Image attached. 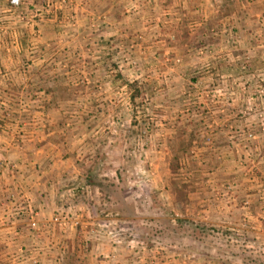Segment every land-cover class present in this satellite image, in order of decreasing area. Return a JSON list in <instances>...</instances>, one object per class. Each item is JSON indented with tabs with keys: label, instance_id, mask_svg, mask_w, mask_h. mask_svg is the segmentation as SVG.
Here are the masks:
<instances>
[{
	"label": "crops",
	"instance_id": "crops-1",
	"mask_svg": "<svg viewBox=\"0 0 264 264\" xmlns=\"http://www.w3.org/2000/svg\"><path fill=\"white\" fill-rule=\"evenodd\" d=\"M35 1L15 8L0 0V264H31L19 245L33 248L40 264H227L207 254L208 221L264 235V130L249 148L231 146L224 131L238 125L236 111L264 110V0H53L45 18L18 20V11L33 15L40 8ZM198 77L203 93L213 94L217 87L209 85L220 78L230 88L201 108L203 124L219 126V148L202 152L209 160L202 190L187 194L188 218L202 219V228L195 222L170 228L185 234L186 243H176L194 254L184 259L147 248L128 229L119 238H93L88 212L94 203H108L115 186L87 178L99 175L114 128L134 126L131 113L148 119L157 112L151 124L158 134L176 137L175 128L196 124ZM116 140L127 144L131 137ZM77 179L88 194L70 195L75 186L65 185ZM231 179L235 189L216 195ZM25 200L54 238H37L25 212L14 214ZM72 204L84 212L79 226L63 229L51 221Z\"/></svg>",
	"mask_w": 264,
	"mask_h": 264
},
{
	"label": "rangeland",
	"instance_id": "rangeland-1",
	"mask_svg": "<svg viewBox=\"0 0 264 264\" xmlns=\"http://www.w3.org/2000/svg\"><path fill=\"white\" fill-rule=\"evenodd\" d=\"M45 1L47 0L34 2L40 5V8L36 9V13L33 10V15L25 14L29 12L27 9L22 10V13L25 14L22 21H25L26 16L35 20L45 18L47 12V9L43 7ZM17 15L19 17L17 19L21 20L20 13ZM118 64L120 67L123 65L121 61ZM195 82V86H201L199 90H202L204 86L202 78L198 77ZM234 82L232 80L231 86L235 84ZM220 84L223 87L225 85V88H221ZM209 87H217V90H214L213 94L209 89H205V93L202 90L195 98L193 107L196 108L194 112L196 124L189 128H172L178 134L174 137L175 139L168 140V137L159 135L158 130L151 124L158 115L157 112L149 113L148 119L142 118L143 112L141 111L131 113L130 121L134 126L125 127L124 131L114 128L113 137L108 139L114 146L109 142L107 156L104 155L105 148H102L104 154L101 159L105 160H102V165L99 166V175L96 177L100 181L97 186L115 187L109 193L110 201L108 203H94L91 207L94 213L86 209L90 213L88 219L110 217V225L115 232L113 237L119 238L126 235L125 232L128 229L131 232L129 235L131 237L135 235V238L140 240L139 243L144 244L147 248L155 247L159 250L177 251L184 259L192 257L193 250H189L185 246V234L176 235L171 232L170 228L186 227L187 224L193 225V222L196 223V227L202 228L200 223L203 222L202 219L194 221L188 218L187 211L191 210V204H187L189 199L187 194L195 196V192L198 193L202 190L201 183L203 180L206 181L207 177L205 176H208L204 175L202 169L205 164L209 163V160H205L202 156V152L219 148V143L216 142V137L214 138L215 131L219 129V126L209 127L205 123L203 124L204 112L201 111V108L204 107V102L207 105L210 101L215 103L218 98L217 94L221 95L224 89H229L230 83L225 78H220L218 81L213 80ZM260 92L264 95V86L260 87ZM143 96L145 101L150 100L149 94ZM218 113V108H214L213 114L217 115ZM236 114L239 119L238 125H228L224 129L232 142L229 144L244 148L255 146L264 130V110L260 109L251 113L248 108H243L241 111H236ZM139 119L142 125L139 123ZM144 121H147L146 124ZM122 133L131 137L127 144L116 140L117 136ZM211 159H214V156ZM249 167L250 165L244 162V171L249 173ZM75 182V184L65 185L77 187L75 194L71 190L69 191L71 196L88 194V191L80 188V186H88L84 180L77 179ZM234 183L233 179L223 183L217 188L215 194L219 195L223 191L231 192L235 189ZM104 194L108 196V192L107 195L106 192ZM172 196H176L178 203L174 200L171 202ZM67 207L64 210H71L69 205ZM188 207L189 209H187ZM194 209L198 210V208ZM80 211L82 212V210ZM82 213L84 214V212ZM207 224L210 225L211 230H204L206 232L205 247L208 250L207 254L216 262L223 260L227 264H234L232 263L234 261L237 264H264V235L250 237L243 234L240 229L228 231L222 227L225 225L223 219H216V222L208 221ZM176 238L180 242H185L183 247L176 243Z\"/></svg>",
	"mask_w": 264,
	"mask_h": 264
},
{
	"label": "built area",
	"instance_id": "built-area-1",
	"mask_svg": "<svg viewBox=\"0 0 264 264\" xmlns=\"http://www.w3.org/2000/svg\"><path fill=\"white\" fill-rule=\"evenodd\" d=\"M11 7H20L23 3V0H8ZM46 2V3H45ZM43 7L47 9L48 6L52 4L51 0L45 1ZM20 13L21 19H24V13L21 11H18ZM36 13V11L34 12ZM79 187V186H78ZM77 187H72L71 192L75 194V189ZM80 188L85 189V191H88V186H80ZM71 210H58L56 211L52 217L51 221L55 223L56 225L60 226L61 228L65 229L67 226H79L81 224V221L83 219L84 214L79 210H76L74 208V204L69 205ZM25 212L28 218L29 226L32 228V230L35 233V236L37 238H48L51 240V238H54V236L50 233V229H48L47 223L44 221H41L38 218V212L37 210L29 207L27 200H25L21 206L17 207V210H14V214L16 213L21 214ZM89 223V234L92 235L93 238L102 240L104 237H113L115 235V232L112 230L110 225L109 218H94L92 217ZM17 251L20 255L25 256L28 254L31 264H40V259L38 257V254H34L33 248H27L18 246Z\"/></svg>",
	"mask_w": 264,
	"mask_h": 264
},
{
	"label": "trees",
	"instance_id": "trees-1",
	"mask_svg": "<svg viewBox=\"0 0 264 264\" xmlns=\"http://www.w3.org/2000/svg\"><path fill=\"white\" fill-rule=\"evenodd\" d=\"M87 180H89L91 183L100 184V181L97 179V177L93 175H90V177L88 176Z\"/></svg>",
	"mask_w": 264,
	"mask_h": 264
}]
</instances>
